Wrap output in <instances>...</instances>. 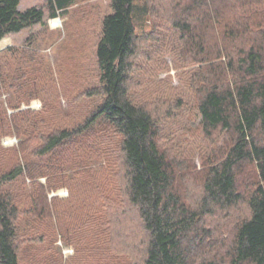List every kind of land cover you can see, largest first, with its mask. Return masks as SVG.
I'll return each instance as SVG.
<instances>
[{"label":"trees","instance_id":"16d2710c","mask_svg":"<svg viewBox=\"0 0 264 264\" xmlns=\"http://www.w3.org/2000/svg\"><path fill=\"white\" fill-rule=\"evenodd\" d=\"M46 1L51 18L75 4ZM21 2L0 0V41L44 23L43 9L22 12ZM168 3L178 35L168 48L175 68L188 67L190 56L191 69L180 72L186 96L171 97L169 84L136 67L138 20L155 12L147 0H111L95 51L97 84L79 100L38 54L20 58L8 107L41 98L44 110L9 117L0 105V264H217L198 258L225 244L211 243L207 220L241 202L246 216L224 254L231 264H264V0ZM154 56L156 66L169 68ZM59 89L70 96L65 115ZM190 95L200 119L196 140L182 137ZM54 114L62 120L51 121ZM12 134L21 143L6 150L1 138ZM192 153L201 157L198 176L187 171H194ZM243 173L253 179L245 195L237 185ZM27 179L38 193L32 210L20 207ZM63 187L68 198H50ZM59 236L74 247L73 258L63 257Z\"/></svg>","mask_w":264,"mask_h":264},{"label":"rangeland","instance_id":"374dc122","mask_svg":"<svg viewBox=\"0 0 264 264\" xmlns=\"http://www.w3.org/2000/svg\"><path fill=\"white\" fill-rule=\"evenodd\" d=\"M144 0H138L139 5H143ZM149 5L154 9V16H146L143 19L138 20L137 24V37H138V56L134 59L137 68H145V75L154 81H164L170 85V88L174 89L175 94L171 97L188 95V79L187 76L181 77L180 72L188 71L191 67L188 65V59L190 56H186L185 65L183 69L177 70L176 60L177 56L168 53V48L172 46L173 40H177V32L173 29V25L170 23L169 18L166 17L168 10H170V4L168 0H147ZM167 2V3H166ZM191 4L189 1L182 3V7ZM39 8L45 11V20L43 24H38L34 27L24 29L20 33L12 34L0 41H7L8 45L0 48V63L2 65L3 74L0 77V105L3 106L8 113V116L20 112L30 111L38 113L44 110V102L41 98H33L30 102H21L18 109H10L7 102L11 98H14L13 89L10 88L11 84H15L12 79H18L15 76L16 67L20 58L24 61L31 59L32 53L38 54V60L41 62L45 71L53 69L56 79L62 83V77L65 76L64 83L71 85L73 88L71 94L78 95V100L81 95L88 89L96 86L98 67L95 58V51L102 32V20L103 18L112 12L111 0H75V4L68 9L67 13L60 15L56 18H60L61 23L57 28L51 26V18L49 15V7L46 0H22L19 10L24 12L30 8ZM157 14V18L155 17ZM157 44L158 49L156 50ZM8 50H10L8 52ZM156 50V51H155ZM27 53V54H26ZM160 56L159 60L164 61L168 65V69L164 70L161 66L154 64V56ZM184 57V56H183ZM158 59H156V62ZM138 65V66H137ZM136 68V69H137ZM61 71V77L58 73ZM136 79V76L133 77ZM62 85L60 84V88ZM71 91V89H70ZM62 90L59 89L60 103L59 108L62 114L65 115L69 111L70 101L66 94L62 95ZM16 96V95H15ZM192 104L190 105L189 120L187 124V131L183 132L182 137L195 140L199 137V123L200 119L197 115L195 106V98L190 95ZM15 100V99H14ZM52 115L51 121L55 122L57 119L62 120L63 115ZM56 116V117H55ZM67 123H73V120L66 119ZM63 122V121H62ZM38 141H40L38 139ZM21 143V138L15 134L6 135L1 138V146L6 150L18 149ZM37 143H32V147ZM29 150V149H28ZM194 159L187 160L194 166L193 172L187 168V171L192 176H198L202 168L201 157L197 153H192ZM10 160H3L4 168H10L8 165ZM253 180V179H252ZM252 180L247 178L245 173L238 174V189L243 192L250 190ZM42 183L46 182V179H41ZM195 187L199 182L193 183ZM31 181L27 179L25 188V196L20 205L23 210L27 206L31 209L33 204L34 189L30 187ZM54 195L59 196L62 199L69 197V189L66 187L61 188L56 193L50 195L52 198ZM245 195V194H244ZM32 210V209H31ZM247 206L241 202L236 209H230L228 212H218L213 218H209L208 227L213 232L212 242L213 244L225 243L224 247L219 251L214 248V252L211 254H199L198 258H202V261H216L217 264H231L230 258L226 257L224 252L229 248L231 243V234L234 231L237 223L246 216ZM227 215V218L226 216ZM230 216V217H229ZM56 220V216L54 217ZM229 218V219H228ZM62 236V235H61ZM61 236L58 238L57 246L61 248L63 257L67 260L73 258L75 255V249L71 245H65ZM139 242L137 243V245ZM210 244V243H208ZM212 244V245H213ZM219 251V252H218ZM218 252V253H216ZM197 253H200L198 251ZM208 253V252H207ZM217 254V255H216ZM195 258V256H194ZM201 261L193 259V264H200Z\"/></svg>","mask_w":264,"mask_h":264},{"label":"built area","instance_id":"2783aa9c","mask_svg":"<svg viewBox=\"0 0 264 264\" xmlns=\"http://www.w3.org/2000/svg\"><path fill=\"white\" fill-rule=\"evenodd\" d=\"M59 23H61L60 18H54L51 20V26L57 28L59 26Z\"/></svg>","mask_w":264,"mask_h":264}]
</instances>
